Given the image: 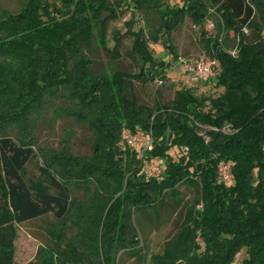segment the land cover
I'll return each instance as SVG.
<instances>
[{"label": "trees", "instance_id": "1", "mask_svg": "<svg viewBox=\"0 0 264 264\" xmlns=\"http://www.w3.org/2000/svg\"><path fill=\"white\" fill-rule=\"evenodd\" d=\"M118 1L158 15L150 39L161 38L175 58L171 33L189 18L200 31L203 49L217 59L213 78L221 92L211 96L180 87L171 100L142 103L132 79H167L170 64L153 56L142 30H132L134 22L128 29L140 71L112 64L95 73L86 47L98 36L103 40L108 21L117 16ZM212 12L217 32L211 36L204 24ZM262 30L264 0H181L177 6L164 0H23L16 11H3L0 264H13L16 225L46 214L54 218L47 245L51 261L110 264L114 246L119 256L139 246L134 212L161 207L165 197L176 199L181 183L193 186L197 196L163 251L152 256L154 264H264ZM229 38L233 45L236 41L235 56L222 46ZM118 45L116 38L114 55ZM56 96L67 102L76 121L87 124L93 135L90 154L37 144L36 118ZM125 129L151 136L145 157L161 166L159 173L146 178L138 149L117 147ZM31 161L36 173L27 169ZM221 161L230 165V180L220 179ZM96 180L103 182L102 194L95 190L80 208L79 236L94 252L85 255L54 228L70 212L72 181L85 188ZM27 264L40 263L34 259Z\"/></svg>", "mask_w": 264, "mask_h": 264}, {"label": "rangeland", "instance_id": "2", "mask_svg": "<svg viewBox=\"0 0 264 264\" xmlns=\"http://www.w3.org/2000/svg\"><path fill=\"white\" fill-rule=\"evenodd\" d=\"M164 1L169 6H177L181 3V0ZM22 2L23 0H0V15L3 11H16ZM114 6H116L117 16L108 21L102 35L103 40L99 42L101 39L98 36L90 46L86 47V52L92 59V67L95 73L108 70L112 64H117L119 69L130 73L137 74L140 71L142 62L132 48L134 36L128 29L129 23L134 22L132 30H142L144 41L153 56L170 64L165 70L167 79H161L158 76L145 81L132 79L134 91L142 103L152 106L155 102L163 103L171 100L174 97L175 90L180 87L192 86L197 94L211 96L221 92L222 88L215 86L214 78L198 85V81L188 78L182 71L181 58L194 57L202 53L211 55L203 49L200 41V31L189 18H186L171 33L170 42L176 54L175 58L170 49L160 41L161 38L157 42L150 39L152 29L159 23L158 15L155 13L144 14L143 11L134 8L130 2L123 4L118 1V3H114ZM216 19L217 17L213 12L205 19L204 26L208 35L212 36L217 32ZM222 33L223 31L219 35V40L224 37ZM116 38L119 40V45L117 48L118 53L114 55L112 49ZM233 43L234 40L229 38L222 41V46L228 51ZM51 104L36 118L35 139L37 144L41 147L55 149L66 145L74 154H90L93 135L87 124L76 121L69 114L67 102L62 100V97L56 96ZM199 132L203 133V130L200 129ZM116 145L119 146V140ZM128 149L131 150V148ZM145 152H143L144 155ZM27 169L30 173H36L35 161H31L27 165ZM72 182L69 190L72 196L70 212L65 220L55 223L54 229L63 234L68 240L77 243L80 251L85 255H91L94 253L93 246L86 241H82L79 236L80 208L88 205L95 190H97V193L102 194L103 182L96 180L93 184L87 183L85 188L79 187L75 181ZM176 190L177 198L165 197L163 206L155 205L146 210L134 212L135 225L140 238L139 246L136 249L124 251L120 256L119 253L114 252V246L111 251L113 257L110 264H154L152 256L163 251L165 242L179 227L185 208H190L192 201L197 196V190L186 183L179 184ZM53 221V216L46 214L16 225L13 264H27L34 259H37V263L40 264L43 262L73 264V262L63 263L56 259L54 261L50 260L47 245L52 242V235L49 230L51 227L53 228ZM198 242L200 245L202 244L200 239H198ZM238 256H241L240 252L236 254L235 259ZM93 257L95 256L93 255ZM232 264L237 263L233 261Z\"/></svg>", "mask_w": 264, "mask_h": 264}, {"label": "built area", "instance_id": "3", "mask_svg": "<svg viewBox=\"0 0 264 264\" xmlns=\"http://www.w3.org/2000/svg\"><path fill=\"white\" fill-rule=\"evenodd\" d=\"M242 31L248 33V28L243 26ZM261 34L264 35V30L261 31ZM237 49L235 41V44L228 48V52L235 56L237 54ZM180 63L183 73L186 74L188 78L195 79L200 83L213 78L216 73L217 59L212 55L202 53L194 57H185L180 59ZM227 127L228 126H225V128ZM214 129L216 130L217 128ZM151 143V136L141 129L123 130L122 137L119 141V146L122 148L138 149V155L143 165V172L147 178L159 173L161 170L159 164L150 161L143 154L144 151L149 149ZM218 170L220 179H223L224 181L230 180L233 177L230 172V165L227 162L221 161L218 164Z\"/></svg>", "mask_w": 264, "mask_h": 264}]
</instances>
